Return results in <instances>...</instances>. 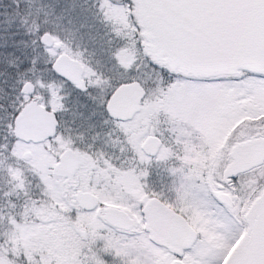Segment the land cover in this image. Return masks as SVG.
<instances>
[{"label":"snow or ice","instance_id":"1","mask_svg":"<svg viewBox=\"0 0 264 264\" xmlns=\"http://www.w3.org/2000/svg\"><path fill=\"white\" fill-rule=\"evenodd\" d=\"M0 264H264V0H0Z\"/></svg>","mask_w":264,"mask_h":264}]
</instances>
